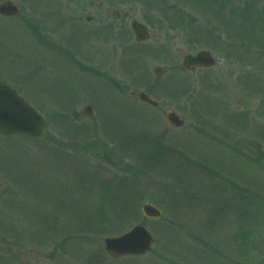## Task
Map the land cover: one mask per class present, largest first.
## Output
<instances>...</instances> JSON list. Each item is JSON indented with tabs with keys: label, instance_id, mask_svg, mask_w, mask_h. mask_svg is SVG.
Here are the masks:
<instances>
[{
	"label": "rangeland",
	"instance_id": "rangeland-1",
	"mask_svg": "<svg viewBox=\"0 0 264 264\" xmlns=\"http://www.w3.org/2000/svg\"><path fill=\"white\" fill-rule=\"evenodd\" d=\"M11 1L0 78L46 126L0 133V264H264V0ZM201 50L215 65L187 70ZM139 224L152 250L111 257Z\"/></svg>",
	"mask_w": 264,
	"mask_h": 264
},
{
	"label": "water",
	"instance_id": "water-1",
	"mask_svg": "<svg viewBox=\"0 0 264 264\" xmlns=\"http://www.w3.org/2000/svg\"><path fill=\"white\" fill-rule=\"evenodd\" d=\"M18 11V7L12 2L0 5L2 14L15 15ZM131 27L138 41L148 39L149 30L146 25L134 20ZM214 62L209 51H200L196 55L188 54L184 57V64L188 69H194L198 66L209 67ZM155 72L158 77H161L163 70L157 67ZM138 96L151 105L157 106L158 104L144 92L139 93ZM82 115L90 117L92 107L86 106ZM167 118L177 127L184 124V120L180 119L174 112H169ZM45 125L44 117L32 105L26 102L10 85L0 81V132L6 135L25 134L38 137L42 135ZM142 209L148 218L158 219L162 216V212L150 203L144 204ZM153 243L154 236L144 225H136L121 236L105 239L106 251L114 258L146 254L152 250Z\"/></svg>",
	"mask_w": 264,
	"mask_h": 264
},
{
	"label": "flooded vegetation",
	"instance_id": "flooded-vegetation-1",
	"mask_svg": "<svg viewBox=\"0 0 264 264\" xmlns=\"http://www.w3.org/2000/svg\"><path fill=\"white\" fill-rule=\"evenodd\" d=\"M37 41H38V43H39V39H38V38H37ZM40 41H41V40H40ZM38 46H39V45H38ZM60 47H61L62 50H66V51H67L68 49H71V48H70L71 46H68L67 48H66V47H63V48H62V45H60ZM48 51H49V53H53V52H52V48H50V47L48 48ZM64 55H65V54H64ZM55 56H57V55H55ZM57 57H58V60H59L58 62H60V61H61L60 57H59V56H57ZM61 57H63V56H61Z\"/></svg>",
	"mask_w": 264,
	"mask_h": 264
}]
</instances>
